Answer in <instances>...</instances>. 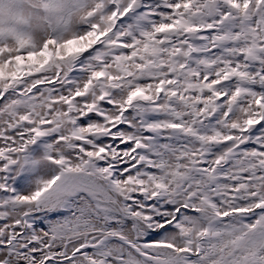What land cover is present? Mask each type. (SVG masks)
Instances as JSON below:
<instances>
[{
    "label": "snow or ice",
    "instance_id": "1",
    "mask_svg": "<svg viewBox=\"0 0 264 264\" xmlns=\"http://www.w3.org/2000/svg\"><path fill=\"white\" fill-rule=\"evenodd\" d=\"M0 264H264V0H0Z\"/></svg>",
    "mask_w": 264,
    "mask_h": 264
}]
</instances>
